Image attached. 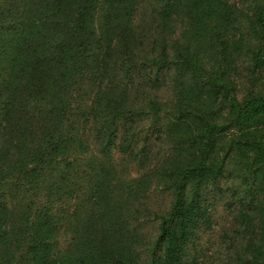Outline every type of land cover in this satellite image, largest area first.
<instances>
[{"label":"trees","instance_id":"obj_1","mask_svg":"<svg viewBox=\"0 0 264 264\" xmlns=\"http://www.w3.org/2000/svg\"><path fill=\"white\" fill-rule=\"evenodd\" d=\"M238 45L262 70L264 0H0V264H201L224 196L260 220L229 246L264 260V97L234 96Z\"/></svg>","mask_w":264,"mask_h":264},{"label":"rangeland","instance_id":"obj_2","mask_svg":"<svg viewBox=\"0 0 264 264\" xmlns=\"http://www.w3.org/2000/svg\"><path fill=\"white\" fill-rule=\"evenodd\" d=\"M146 10H143L138 15V20L142 19L149 23V17L145 16ZM174 21L176 24L174 25V23H171L165 31V33L169 35V45H172L173 48L170 47L171 54L178 53L179 46H181L183 42L187 43L183 34V31L186 30L181 26L180 21ZM256 49L257 47L251 50L250 55L251 52ZM234 52L236 53L235 61H237L236 72L234 71L231 73V78L236 82L234 96H236L240 104H243L244 100L247 99L246 97L250 94H257L264 97V67L262 70L257 68L254 62L250 60V55L248 56L241 53L239 45ZM237 68L239 69L238 72ZM232 69L234 70L235 68ZM163 95L164 97H167L168 93L164 92ZM226 97L227 99L230 98L228 95ZM221 108H223V112L217 116V118L219 119V123L224 124L227 122V118L231 114V107L226 102ZM234 115H236V113ZM249 124L252 123H244L243 125H236L235 127L229 128V132H226L225 137L229 138L232 134H240L241 130L238 132L237 130L239 128L243 129ZM255 124L257 125L254 126L257 128V133H255L256 141L258 140V143L264 145V123L261 124L256 121ZM233 129H235V131L231 132ZM154 139L155 137H152L153 141ZM225 143L226 142L222 143V147L226 151ZM155 145L161 147L159 141H156ZM222 151L224 152V150ZM239 164L245 165L243 162H240ZM226 197L227 196H224L216 202V207L213 211L214 215L211 230L201 236L200 246L203 251L202 257L200 258L201 264H243V260L246 256L242 247L236 246V244L240 243L242 239L244 240L243 236L239 235V237L235 239L233 247L229 246L232 245L230 244V240L234 236V231L236 229L241 233L246 231L247 234H249V229H256L260 224L258 213L249 212L247 209L241 210L239 205H236V208H229L224 204V198ZM170 201V196L161 193L160 189L153 194L148 201V206L143 210V214L150 215L151 220L154 219V223H145V231H151L152 234L156 233L158 225V219L156 217L158 214L162 215L168 211ZM250 220L253 221L251 226ZM247 226L248 228H246ZM234 238H236V234ZM259 264H264V260H261Z\"/></svg>","mask_w":264,"mask_h":264}]
</instances>
